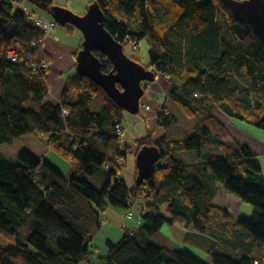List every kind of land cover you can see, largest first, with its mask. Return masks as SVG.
<instances>
[{"label": "trees", "instance_id": "trees-1", "mask_svg": "<svg viewBox=\"0 0 264 264\" xmlns=\"http://www.w3.org/2000/svg\"><path fill=\"white\" fill-rule=\"evenodd\" d=\"M24 1L0 0V264L264 260V170L259 154L235 137L217 114L221 110L264 129V45L253 28L222 0H92L100 3L105 27L124 46L135 44L132 51H137L142 40L151 41L149 63L144 65L170 76V105L194 121L193 133L185 139L154 140L151 131L137 139L135 156L143 146L157 145L162 158L149 179L128 185L118 182L117 166L105 167L107 157L121 152L116 124L123 123L126 110L108 95L95 110L99 93L106 92L77 71L68 75L60 103L53 104L47 99L50 68L34 70L32 61L7 59L8 50L20 45L21 52H34L37 61L51 62L43 50L46 33L19 5ZM26 1L48 15L56 5L55 0ZM95 54L102 70L110 72L114 66L108 57L101 51ZM176 111L164 104L159 124L168 129L178 123ZM5 144L19 146V155L6 156L1 150ZM115 144V153H109ZM130 146L124 141L128 156ZM50 150L73 164L70 177L47 159ZM180 150L196 151L198 160L177 157ZM135 173L137 177V165ZM219 187L251 204L252 215L236 218L215 205ZM134 198L142 202L141 222L126 224L122 237L108 240L106 250L92 248L104 214L115 209L127 216L136 205ZM166 223L185 228L189 242L212 262L188 248L152 241Z\"/></svg>", "mask_w": 264, "mask_h": 264}, {"label": "crops", "instance_id": "crops-1", "mask_svg": "<svg viewBox=\"0 0 264 264\" xmlns=\"http://www.w3.org/2000/svg\"><path fill=\"white\" fill-rule=\"evenodd\" d=\"M92 2V1H91ZM90 2V4H91ZM89 4V5H90ZM60 5V4H58ZM65 6V4L63 5ZM78 6L80 4L78 3ZM45 17H50L48 14H43L42 12L38 11ZM63 27V26H62ZM83 42V34L78 29L70 30L66 27L60 28L57 27L51 35L46 38L43 50L45 54L51 59V66L48 73V81H49V95L48 101L52 102L53 104H59L60 99L62 96V92L64 86L66 84L68 75L74 73L77 67V60L76 56L81 49V45ZM143 42H146L151 48V41L149 39H144ZM142 43V42H141ZM140 43V44H141ZM172 86L169 81L161 76L158 75L157 79L154 83L147 84L146 91L148 90L150 96L145 95L142 98V108L141 113L138 116H133L129 112L123 113V123L126 126V136L125 142L126 144H132L137 139L146 137L148 132L151 131L153 134L154 140H159L165 136H170L168 131L169 129L161 126L159 124V116L161 114L162 108L164 104H167L170 109L171 102L169 99V95L172 92ZM147 105L150 108H147ZM221 120L226 123L233 133V135L239 139H244L245 133L244 130L239 127L237 124L233 123L232 120L236 118H232L225 114L224 117L219 115ZM191 132V131H189ZM193 133V129L192 132ZM245 140V139H244ZM117 146H113L109 153H115L114 149ZM131 152V150H130ZM48 155V154H47ZM129 157L127 159V181L129 185H134L136 181V174H135V166L136 161L135 158ZM55 166H57L67 177H70L74 171L75 167L69 161H66V168H60L54 161L48 158ZM198 158L192 159L191 162H196ZM131 163V166H130ZM218 186L219 183L217 184ZM213 203L225 210H228L229 213L238 218V217H250L254 211V207L244 203L241 199L236 197L233 194L228 193L224 188L219 187V192L213 200ZM166 206L163 209V212L167 214ZM137 223L135 219H129L122 211L110 209L104 214V222L102 228L96 234L95 239L92 243V248L102 250L105 248L107 241L112 240L114 242L118 241L123 233H124V226L127 224ZM170 224V223H169ZM166 232L169 235L166 236L162 232L157 234L158 236L164 235L167 239V242H172L174 246H182L184 248H191L199 250L201 253L205 254L206 257L203 258L206 262L211 263L209 260L210 257L207 255L205 251L200 249L199 247L195 246L194 244L189 242V233L187 230L180 225L177 224H170ZM102 236L101 242L98 243L97 239L99 236ZM115 236V237H114ZM156 243V242H155ZM158 244V243H156ZM165 244V243H164ZM161 245V244H160ZM173 245H163L170 248H173ZM172 246V247H171Z\"/></svg>", "mask_w": 264, "mask_h": 264}, {"label": "water", "instance_id": "water-1", "mask_svg": "<svg viewBox=\"0 0 264 264\" xmlns=\"http://www.w3.org/2000/svg\"><path fill=\"white\" fill-rule=\"evenodd\" d=\"M241 22L249 24L264 45V0H222ZM60 26L71 25L82 32L83 42L77 60V72L97 83L107 95L130 114L141 113L146 83L155 82L157 73L125 52V46L105 27L106 15L98 1L91 3L85 14H78L63 5L49 11ZM101 51L113 64L110 72L102 70V61L95 54ZM162 154L157 145H145L136 155V185L149 179Z\"/></svg>", "mask_w": 264, "mask_h": 264}, {"label": "rangeland", "instance_id": "rangeland-1", "mask_svg": "<svg viewBox=\"0 0 264 264\" xmlns=\"http://www.w3.org/2000/svg\"><path fill=\"white\" fill-rule=\"evenodd\" d=\"M55 1H56V4H60V5H64L65 4V6H67L68 8L73 10L74 12L82 15V14L86 13V11H87V9L89 7V4H90V2L92 0H55ZM78 3L80 4V6H78ZM38 11L42 12L44 15L47 14V12L44 11V10L39 9ZM58 27L63 28L60 25ZM149 51H150V49H149L148 44L146 42H143V40H142V43L140 44V50L132 51V48L129 45L125 46V52L128 55H130V56L138 58L143 64H148L149 63ZM152 83H154V82H152ZM148 92L149 91L147 90L146 91V96H150V95H148L149 94ZM106 96H107V94L104 93V92H100L99 93L98 101L93 106V108L95 110H100L101 109V107H102L101 104L104 102V99H105ZM28 104L30 106H33L32 102H29ZM171 107L173 108L174 111H176L175 107H173V106H171ZM176 112H177L178 117H179V122L176 123L175 125H173L172 127L168 128L169 129L168 133H169L170 137L171 138H182V139L190 137L192 135L191 132H192V126L194 124V121H191L190 119H188L182 113H180L178 111H176ZM217 114L221 115L222 117L225 116V113L223 111H221V110H218ZM132 115L133 116H138L139 114L138 115L132 114ZM232 122L237 124L239 127H241L244 130L246 138H244L245 140L244 139H241V140L249 143L254 148V150L259 154L258 155V160L261 163V165L263 167V170H264V129L256 127V126H254V125H252V124H250V123H248L246 121H242V120H239V119H233ZM189 131H191V132H189ZM125 138H127V137H125ZM130 145H131L130 146L131 147V153H130L131 157H130V159L131 158L132 159L135 158L134 161H136V156H135V153H134L135 150H136V145H135L134 142L132 144H130ZM1 150L3 151V153L6 156L15 158V157H17L19 155L21 149L17 145H7V144H5V145L1 146ZM47 154H48L47 155L48 158L51 159L52 161H54L60 168H63V169L66 168V161H69V160H66L65 158H63L62 156H60L59 154H57L53 150H50ZM176 156L179 157V158H183L186 161H188V160H192V159L197 158L198 154H197L196 151L180 150V151L176 152ZM130 166H131V163H130ZM125 173H126V180H127V173H128L127 165L125 167ZM246 204L251 206V204H249V203H246ZM169 226H170V224L166 223L163 226V228L161 229L160 233L162 234V232L163 233L166 232L167 229H165V228H167ZM165 234H166V236L169 235L167 233H164V235ZM164 235H161V236L156 235V236L152 237V241H154V242H156L158 244H161V245H167V246L168 245L169 246L173 245L172 242H169V241L167 242V239L164 237ZM101 238H102V236L100 235L99 238L97 239L98 243H102L101 242ZM173 248H175V249H178V248L185 249L182 246H174V245H173ZM102 250H106V246ZM191 251H194L196 253V255H198V256H200L202 258L206 257V255L201 253L199 250L191 248ZM209 260L211 261V259H209Z\"/></svg>", "mask_w": 264, "mask_h": 264}, {"label": "built area", "instance_id": "built-area-1", "mask_svg": "<svg viewBox=\"0 0 264 264\" xmlns=\"http://www.w3.org/2000/svg\"><path fill=\"white\" fill-rule=\"evenodd\" d=\"M24 10H26L28 13L32 14L34 16V19L36 21V24L39 26L41 30H43L46 33V38H48L53 30H55L59 24L58 22L53 18V17H45L39 12L34 11L27 1L25 0L24 2H21L19 4ZM45 38V39H46ZM34 46H36V43H34ZM132 48L137 49V46L135 44L132 45ZM7 59L10 60L11 62L17 63L20 60L24 61L28 64L32 61V66L34 70H47L51 66V62L46 59H41V61L36 60V55L33 52H21L20 45H15L11 47L8 52H7ZM161 75L165 78H170L168 74H158ZM147 108L149 109L150 106L147 105ZM65 114H68L67 111H65ZM116 131L117 135L121 139L122 147H121V152L116 154L113 157H107V160L105 162V167L111 168L113 165L117 166L119 169V176H118V182L121 181H126V173H125V167L127 165V159H128V154L123 153L125 151L124 148V141H125V135H126V126L124 123H118L116 124ZM128 184V182H127ZM129 185V184H128ZM134 202H136V205L128 211V218L129 219H135L137 220L138 223L141 222V217H140V207L142 205V202L136 198H134ZM143 210H146V207H142ZM97 257V256H96ZM253 264H264V260H259V259H254Z\"/></svg>", "mask_w": 264, "mask_h": 264}, {"label": "bare ground", "instance_id": "bare-ground-1", "mask_svg": "<svg viewBox=\"0 0 264 264\" xmlns=\"http://www.w3.org/2000/svg\"><path fill=\"white\" fill-rule=\"evenodd\" d=\"M33 42V41H32ZM31 42V43H32ZM31 47V46H30ZM28 49V48H27ZM25 50V49H24ZM36 50V49H35ZM35 50H33V51H35ZM23 51V50H22ZM24 52V51H23ZM34 53V52H33ZM38 54V53H37ZM38 56V55H37ZM38 58V57H37ZM22 63V62H21ZM25 63V62H24ZM23 66H25V64H23ZM29 68V67H28ZM30 69V68H29Z\"/></svg>", "mask_w": 264, "mask_h": 264}, {"label": "flooded vegetation", "instance_id": "flooded-vegetation-1", "mask_svg": "<svg viewBox=\"0 0 264 264\" xmlns=\"http://www.w3.org/2000/svg\"><path fill=\"white\" fill-rule=\"evenodd\" d=\"M146 84H148V83H146Z\"/></svg>", "mask_w": 264, "mask_h": 264}]
</instances>
